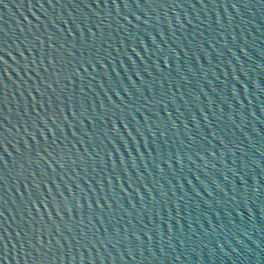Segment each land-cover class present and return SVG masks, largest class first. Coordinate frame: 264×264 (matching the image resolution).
<instances>
[{
  "label": "water",
  "instance_id": "1",
  "mask_svg": "<svg viewBox=\"0 0 264 264\" xmlns=\"http://www.w3.org/2000/svg\"><path fill=\"white\" fill-rule=\"evenodd\" d=\"M0 264H264V0H0Z\"/></svg>",
  "mask_w": 264,
  "mask_h": 264
}]
</instances>
